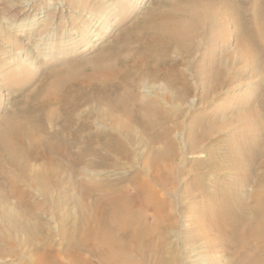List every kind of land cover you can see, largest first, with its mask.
<instances>
[{
	"label": "bare ground",
	"instance_id": "1",
	"mask_svg": "<svg viewBox=\"0 0 264 264\" xmlns=\"http://www.w3.org/2000/svg\"><path fill=\"white\" fill-rule=\"evenodd\" d=\"M138 23L78 67L47 69L20 115L0 119V264H186L204 235L242 249L233 264H264V0H189ZM231 25L239 70L225 64ZM206 33L221 52L189 73L179 58ZM0 42L21 49L2 26ZM247 75L257 102L244 96L216 123L232 99L212 94ZM198 85L206 107L185 125ZM187 215L205 228L198 240L180 232Z\"/></svg>",
	"mask_w": 264,
	"mask_h": 264
},
{
	"label": "rangeland",
	"instance_id": "2",
	"mask_svg": "<svg viewBox=\"0 0 264 264\" xmlns=\"http://www.w3.org/2000/svg\"><path fill=\"white\" fill-rule=\"evenodd\" d=\"M75 1L76 4H74ZM135 1H138V5L134 0H0V26L9 31L18 41L20 40L21 46V49L16 51L10 46L0 42V119L13 113L17 116L20 115L21 107L26 104L25 102H27V104L30 102L33 95L32 93L36 92V87L39 86V82L41 83L47 69H54L62 65V63H72L73 66L76 65L78 67L83 56L93 58L99 51L114 47L119 42H123L122 36L125 30H127V28L128 30L131 29L135 23L143 19V16H145L147 12L154 10L157 14L166 13V11H170L172 6L188 2L189 0ZM76 5L78 6L77 8ZM123 6H125L126 10L122 8ZM224 22L225 25H228L227 22L229 21L226 19ZM105 25L109 27L104 29L106 27ZM231 27L232 25L229 27V30ZM229 30L228 32L230 34L232 29ZM230 36H228L230 38V43L227 44L226 47L230 51L232 58H228L225 64L229 65L231 69L239 70L242 64H240V56H237L236 38H234L233 34L232 37ZM209 40L207 33L204 34L201 40V44L203 45L200 44L198 51L195 50L189 58H181L174 54L172 55L173 57H171L175 59L180 57L181 68L191 73L192 68L200 60L209 59L207 56L210 50L215 51L217 49L215 53L217 55L220 54L223 39L213 41L217 47L215 45L213 46ZM134 42L137 41H133V43ZM137 45H139V41L136 45H133V47ZM207 45H209L208 49ZM20 51L23 53H19ZM31 63L33 64L32 66ZM232 76L235 78L236 75L232 74ZM29 77L30 80L32 79L31 83L29 80H25ZM23 79L27 82L25 84L28 85L21 86ZM191 82L194 85L196 80H191ZM255 82H257V79L252 80V78L247 75L241 81L238 80L237 82L235 80V83L233 82L234 84H232L234 87L231 86L228 90L224 89V91H222L223 94H212L213 103L227 96L232 99L229 100L225 106L220 108L217 107L214 112L211 113V117H215L216 123H222L220 119H222L223 116H232V114L238 115L236 112L239 108L238 105H240L239 100H242L244 96V98L249 96V98L251 97L250 99H255V101L260 97V89L255 85L252 86ZM202 86L203 85H198L199 88L196 89L195 94L190 98H186L181 104L180 108L183 113L179 120L185 125L191 123L194 115H199L204 112L202 110L206 105H204V107L200 102ZM89 105L90 104H85L83 109L89 108ZM80 112L81 111L76 112L75 115H78ZM262 113L264 117L263 110ZM218 118H220V121L217 120ZM100 119V117L97 119L99 120L97 122L99 125V127H97L98 130L105 129L106 126V129H108L109 124L105 120L102 119V121ZM78 126L79 125H76V128ZM229 130H232V126H229ZM38 134L40 135V133H35L34 135L37 136ZM193 158L204 159L205 156L200 153L193 156L192 159ZM2 162L5 161L2 160ZM7 164L8 163H4L2 165L7 167ZM125 170H127L126 173H128L129 170ZM126 173H124L123 176H125ZM131 173L132 172H129L128 174ZM250 189L251 187L246 189V191L249 193ZM186 222L182 225L180 230L181 234L187 231L189 233L186 234L198 240L199 238L196 236L203 232L205 228L202 227L199 221L193 220V216L187 217ZM57 223V221L55 223L51 222V224L54 225H57ZM204 236L208 238L206 239V237H203V240L200 239L204 244H202L203 248L201 250L198 248L190 250V252L184 250L183 256L188 254L190 257L189 260H186V264H233V262L235 263V256L239 258L242 249L239 248L240 250L238 252L234 249L226 251L222 248L221 244L213 249L210 244L215 238H211L208 235ZM208 242H210V244H208ZM252 246L253 245L250 243L248 248L245 249V257L249 255L250 250L253 248ZM197 247L199 246L197 245ZM241 258L242 257H240V259ZM193 259L194 263H191L190 261Z\"/></svg>",
	"mask_w": 264,
	"mask_h": 264
}]
</instances>
